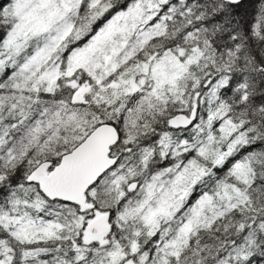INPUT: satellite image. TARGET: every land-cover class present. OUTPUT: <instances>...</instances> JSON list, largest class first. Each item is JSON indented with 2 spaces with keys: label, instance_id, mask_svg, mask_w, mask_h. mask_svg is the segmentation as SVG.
<instances>
[{
  "label": "snow or ice",
  "instance_id": "6c2138e0",
  "mask_svg": "<svg viewBox=\"0 0 264 264\" xmlns=\"http://www.w3.org/2000/svg\"><path fill=\"white\" fill-rule=\"evenodd\" d=\"M0 264H264V0H0Z\"/></svg>",
  "mask_w": 264,
  "mask_h": 264
}]
</instances>
